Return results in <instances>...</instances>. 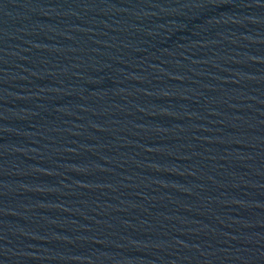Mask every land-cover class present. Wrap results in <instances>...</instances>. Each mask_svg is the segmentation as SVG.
Here are the masks:
<instances>
[{
	"label": "water",
	"instance_id": "1",
	"mask_svg": "<svg viewBox=\"0 0 264 264\" xmlns=\"http://www.w3.org/2000/svg\"><path fill=\"white\" fill-rule=\"evenodd\" d=\"M264 209V0H0V245Z\"/></svg>",
	"mask_w": 264,
	"mask_h": 264
}]
</instances>
